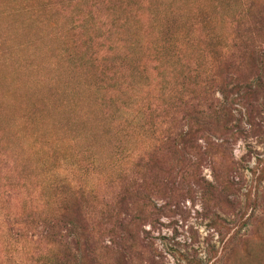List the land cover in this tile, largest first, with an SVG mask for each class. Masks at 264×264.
Listing matches in <instances>:
<instances>
[{"label": "rangeland", "instance_id": "obj_1", "mask_svg": "<svg viewBox=\"0 0 264 264\" xmlns=\"http://www.w3.org/2000/svg\"><path fill=\"white\" fill-rule=\"evenodd\" d=\"M53 258L264 264V0H0V264Z\"/></svg>", "mask_w": 264, "mask_h": 264}, {"label": "trees", "instance_id": "obj_2", "mask_svg": "<svg viewBox=\"0 0 264 264\" xmlns=\"http://www.w3.org/2000/svg\"><path fill=\"white\" fill-rule=\"evenodd\" d=\"M193 120L195 121V123H196V121H201L202 123H205L206 124V122L204 120H202V119H200L198 117L197 118H193ZM197 132L198 131H194V128H189L187 131H182L179 136H180V138H193V136ZM43 264H64V263L61 262V259L60 258H53V259H46V261H44ZM67 264H74V263L72 261H70Z\"/></svg>", "mask_w": 264, "mask_h": 264}]
</instances>
